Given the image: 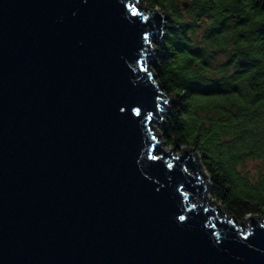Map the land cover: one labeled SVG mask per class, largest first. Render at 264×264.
<instances>
[{"label": "water", "instance_id": "95a60500", "mask_svg": "<svg viewBox=\"0 0 264 264\" xmlns=\"http://www.w3.org/2000/svg\"><path fill=\"white\" fill-rule=\"evenodd\" d=\"M136 5L0 0V264H264V220L161 147L167 17Z\"/></svg>", "mask_w": 264, "mask_h": 264}, {"label": "trees", "instance_id": "16d2710c", "mask_svg": "<svg viewBox=\"0 0 264 264\" xmlns=\"http://www.w3.org/2000/svg\"><path fill=\"white\" fill-rule=\"evenodd\" d=\"M143 1L167 17L150 69L173 98L163 139L200 156L228 216L264 218V177L252 183L236 170L264 164L263 0Z\"/></svg>", "mask_w": 264, "mask_h": 264}, {"label": "rangeland", "instance_id": "374dc122", "mask_svg": "<svg viewBox=\"0 0 264 264\" xmlns=\"http://www.w3.org/2000/svg\"><path fill=\"white\" fill-rule=\"evenodd\" d=\"M139 1L138 4L141 5L142 7H146L145 3L143 0H137ZM147 8V7H146ZM149 9V8H148ZM197 29V33H202V28H196ZM194 38V37H192ZM197 40L200 39V36H196ZM161 40H158L156 42H153V46H155V44L157 43H160ZM156 49V47H155ZM154 54V57L152 59V61L155 62L157 56H158V51L157 50H154L152 52ZM151 54V53H149ZM151 61V62H152ZM150 60L147 61V63H149L148 65V68L151 69V65L154 63L152 62L151 64ZM173 104V101L170 100L168 103H167V107H166V111L167 113L169 112V109H170V106ZM165 117V116H164ZM153 125V128L155 129V132L156 134L159 136V141H161L162 145L161 147L168 151L169 148H174L176 150V152L178 153L180 151V148L177 149L176 147L174 146H169L166 144L165 140L163 139V132H162V128H163V123H159V122H153L152 123ZM197 155V161L199 162L202 170L204 171L203 173L207 175V181H208V184H209V191H208V195H209V198L210 200L216 205H218L220 207V209H222L221 207V204L220 203H217L216 201H214L211 197H210V191H211V184H210V177L207 173V171L203 168L202 164H201V161H200V156L196 153ZM237 172L239 175H241L242 177H244L245 179L249 180L250 182L254 183V182H257L258 180H260L262 177H264V164L259 161V160H255V159H252V160H246L245 162H243L241 165H239L237 167ZM218 210V209H217ZM264 220V218H261ZM246 219L244 218L243 220L241 221H238V223H243L244 225L246 224Z\"/></svg>", "mask_w": 264, "mask_h": 264}, {"label": "bare ground", "instance_id": "6f19581e", "mask_svg": "<svg viewBox=\"0 0 264 264\" xmlns=\"http://www.w3.org/2000/svg\"><path fill=\"white\" fill-rule=\"evenodd\" d=\"M138 2H139V1H137V5H136V6H137L138 8H139V7L143 8L141 5L138 4ZM166 107H167V106L164 107V110H165V111H166ZM202 172H204V171L202 170ZM207 182H208V181H207ZM208 191H209V189L204 193V194H205V198H208L210 204L213 206V205H215V204L210 200L209 195H208V194H209ZM216 208H217V209H218V208L220 209V207H219L218 205H216ZM219 209H218V210H219Z\"/></svg>", "mask_w": 264, "mask_h": 264}, {"label": "snow or ice", "instance_id": "6c2138e0", "mask_svg": "<svg viewBox=\"0 0 264 264\" xmlns=\"http://www.w3.org/2000/svg\"><path fill=\"white\" fill-rule=\"evenodd\" d=\"M133 11H135V9H133ZM137 112L139 111L138 109L136 110ZM154 159L156 158V157H153ZM181 219H184V217H181Z\"/></svg>", "mask_w": 264, "mask_h": 264}]
</instances>
